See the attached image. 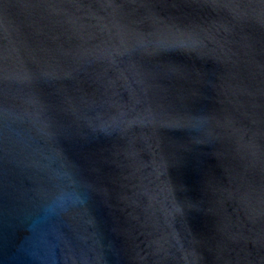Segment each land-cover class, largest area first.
I'll return each instance as SVG.
<instances>
[{"label":"water","instance_id":"obj_1","mask_svg":"<svg viewBox=\"0 0 264 264\" xmlns=\"http://www.w3.org/2000/svg\"><path fill=\"white\" fill-rule=\"evenodd\" d=\"M0 264H264V0H0Z\"/></svg>","mask_w":264,"mask_h":264}]
</instances>
